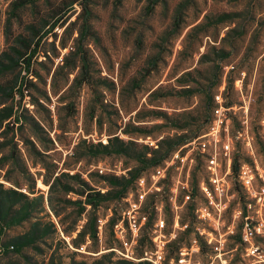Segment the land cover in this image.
<instances>
[{
  "label": "rangeland",
  "instance_id": "rangeland-1",
  "mask_svg": "<svg viewBox=\"0 0 264 264\" xmlns=\"http://www.w3.org/2000/svg\"><path fill=\"white\" fill-rule=\"evenodd\" d=\"M219 104L232 151L201 155ZM244 165L264 187V0H0V264H153L156 246L160 264H264L241 240Z\"/></svg>",
  "mask_w": 264,
  "mask_h": 264
},
{
  "label": "built area",
  "instance_id": "built-area-1",
  "mask_svg": "<svg viewBox=\"0 0 264 264\" xmlns=\"http://www.w3.org/2000/svg\"><path fill=\"white\" fill-rule=\"evenodd\" d=\"M217 102H219V97H217ZM219 107L214 109V119L211 123L208 133L198 141L196 150L204 155L209 149H215L218 145L222 148L225 156H229L232 151V144L229 138V120L226 119L224 115L225 109L219 104ZM197 142V141H195ZM194 142V143H195ZM195 149V148H193ZM211 170L210 177V187L202 188L206 201L210 207L221 213L227 205L228 192L230 189L229 183L225 180V177H221L217 174L214 168L209 167ZM228 174L230 173V168L228 167ZM166 173L165 168L157 169L156 177L164 179ZM238 183L240 184L242 190L246 193L250 200H254L258 206L255 211L254 219L250 222L246 221L242 228L241 240L246 246V251L248 255L256 258V263L264 262V254H259L257 252L258 247L254 246V240L256 237L264 238V187H258L255 184V176L252 170L248 166H242L237 175ZM187 184L183 185L182 188L187 189ZM178 185L175 187L174 194L177 193ZM202 216H204L202 214ZM128 227L123 225H118L117 231L115 232L116 238L122 244V249L117 251L122 259L134 261V248L133 245L136 244V235L139 230V225L135 219V214L128 212L126 215ZM158 222L163 225V220L159 217ZM252 222V223H251ZM211 241H209L210 243ZM219 248L222 247L223 242L219 241ZM157 251L154 254V258H147L146 260L153 264H160L162 260V247L156 246ZM217 248V249H219ZM180 264L183 260L179 261Z\"/></svg>",
  "mask_w": 264,
  "mask_h": 264
},
{
  "label": "trees",
  "instance_id": "trees-1",
  "mask_svg": "<svg viewBox=\"0 0 264 264\" xmlns=\"http://www.w3.org/2000/svg\"><path fill=\"white\" fill-rule=\"evenodd\" d=\"M27 48H28V46H27ZM30 58H31V56L26 61H24V63L26 65H28L27 63L30 60ZM83 70H85L83 80H85V82H86V69H83ZM234 169H235V172H236L237 168L234 167ZM87 195H88V199H87L88 201L87 202L90 205H96L97 204L96 202H99L98 199L102 197L99 193H95L94 196H92L90 194H87ZM5 208L6 207L4 206V198L0 197V221H4L6 219V209ZM12 220H13V218L5 223L7 228H8V226H10L12 224V222H11ZM94 236H95V234H94ZM30 242L31 241L29 240V236L28 235H23V236H20V237L14 239L12 246H13L14 251L18 253L24 247L28 246V244H30Z\"/></svg>",
  "mask_w": 264,
  "mask_h": 264
}]
</instances>
